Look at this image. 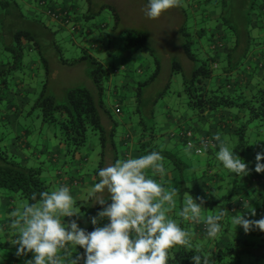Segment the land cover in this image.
I'll list each match as a JSON object with an SVG mask.
<instances>
[{
	"label": "trees",
	"instance_id": "1",
	"mask_svg": "<svg viewBox=\"0 0 264 264\" xmlns=\"http://www.w3.org/2000/svg\"><path fill=\"white\" fill-rule=\"evenodd\" d=\"M34 1L38 4L39 8L45 10L46 14H49L54 20L59 21L62 26H68L73 19V17H70V12L65 10V12H60L55 4L52 3V0ZM208 1L212 2V4L217 2V0ZM250 1L251 5L244 14L247 26L242 34L234 29L230 24L228 17H224L226 25L221 26L219 24V32L228 29L235 40L233 46H228L223 43L218 44V46L215 45L217 47L216 49L223 50L222 56L210 54L202 57L199 52H197L198 46L195 44L194 40L195 32L185 31L183 37V49L187 57L194 64L192 73L190 74L188 70H185L186 68L184 65L177 60L173 62L172 70L173 73H181L184 79L183 88L179 91L181 94V100H179L181 105L180 107H176L179 108V112L183 113V111H185L186 108L184 109L183 105L192 109L198 115H204L209 112L212 113L223 109H235L237 112L240 110L245 111V117L242 118L241 123L236 129L238 139L234 145L233 151L237 152V154L249 164V168H255L256 153L264 148V79L256 84L255 90H252L251 93H247L242 86H237V84L234 83L232 74L234 71L238 72L245 63L249 53H252L254 48L263 43L261 40L255 38L254 30L258 26L264 27V0ZM111 7L114 9L116 15V25L111 31L118 33L120 30L121 17L116 8L112 5ZM206 11H208V8L204 9L203 14ZM3 12H5V14ZM25 12L27 11L21 8L19 0H0L1 26L5 23L8 24V19H11L10 25L8 24L7 28H3L5 30L0 28V57L7 65V68L0 71V86L7 85V89L10 84V82L8 83L9 78H14L15 74L18 72L28 71L30 67L29 63L31 61V59H28L30 58L32 50L37 49L38 51H41L33 32L24 29L25 27H23L24 25L21 20L29 18V16H27L29 14ZM56 14L59 16L55 17ZM74 19L76 20V18ZM11 21H14L15 23L11 25ZM42 22L45 29L52 33L61 30L63 31L64 29L63 27L55 29L46 24V21ZM84 25L80 24L73 29L76 34L81 33L80 35L83 36L82 39L84 40V43L86 42V45L78 46L76 44L80 48L82 56L75 58V60L70 61V63L78 64L84 61V59L92 61L93 65L90 68V76L94 82L96 93L86 86H77L68 89L65 100L63 102H58L56 96L48 90L47 83L44 82L45 85L33 102L30 110L31 112H34L35 110L38 111V115L41 117L43 123L56 124L59 126L62 133V142L66 146L67 152L71 154L80 152L87 143L89 131H95L99 135V144L102 148V160L99 165L100 169L101 167H104L106 154H111L110 156L112 160L121 158L120 132L119 130L117 131L116 125L111 129H107L104 126L101 117L102 106L105 105L104 102L107 100V84L111 74H114L116 69L110 72V69L93 55L94 50H101L102 43L105 42L103 41V34H105L104 31H97L93 27ZM86 28L89 29V31H85L84 29ZM198 35L200 37L208 36L214 38L207 27L201 28ZM72 37L76 38L75 35ZM108 37H110V34H108ZM147 39V33L144 31L132 28L125 29L124 41L122 43L123 48L131 52L148 50L154 54ZM107 44L110 52L115 53L116 50L112 44V36L107 39ZM154 58L157 63V74L160 70L161 62L155 55ZM38 59V63H40V60L45 58L41 55ZM62 61L66 63L68 62L65 58H63ZM260 64L261 65H258L257 67H259L260 71H264V60ZM124 65L125 64H123L122 67L125 68ZM218 65L221 66V69H225L226 74L224 81H219L217 79V71L220 70ZM119 72L120 71L115 73ZM143 81L144 80H137L136 84H148L146 80ZM7 89L2 90V88H0V105L6 99ZM139 89H141V87H138L137 91H139ZM183 94L185 95L183 96ZM141 96L142 93H140V91L138 94L135 93L136 104L130 110L133 114L142 112L140 107ZM151 115L153 120L147 123V120L143 117V114H141L139 122L141 127L139 130L137 149L140 152V155H143L146 151L150 150H158L162 153L164 158L163 162L167 169V175H169V178L171 179V181L166 179V181H169L167 186L181 190L178 193V199H176V207L173 209L174 211L177 210L180 212L184 191L190 193L193 191L192 188L189 189L187 187L188 181H186L185 178V173L189 171L191 164L184 158L179 149L167 145L163 138L164 134L159 129V123L157 120L158 116L154 109L151 111ZM189 131L192 133L190 136L188 135ZM195 132L196 129L193 126H190L185 130H182V132L179 133V136L183 139L185 144L188 139H194ZM250 137L256 138L253 140L255 145H252ZM206 150L207 149L204 151ZM216 165L218 166V169L219 167H222V164L220 163ZM150 174L151 173L149 172V175ZM251 174L253 175L251 177V182L253 184L264 186V173H257L253 170ZM178 175L181 177L179 183L180 187L176 185V177H178ZM224 176L225 178H230V172H226ZM241 177L242 176L237 175L234 176V178L232 177L235 184L232 188H227L228 191H222V199H227V201L221 207L228 211V215L222 223L237 212L241 213L244 209L245 201H247L248 204L250 203L249 197L247 195L244 196L243 194H239V191L237 190L236 182L239 181L238 179ZM156 178L159 179V177ZM215 188L223 189V186L220 184ZM225 188L226 187H224V189ZM1 189H8L17 193L26 201L31 202L29 197L33 191H51V183L43 177L41 168L24 165L16 160L14 156L9 153L8 149L4 147L3 138L0 135V190ZM212 193H217V191ZM205 201V204L207 205L212 203L209 196L205 197ZM84 203H89H81L82 208L89 215H96L102 207L99 204H90L89 201ZM257 207L262 209V217H264V196ZM175 219H178L177 223L179 222L182 227L190 225L188 222L182 221V218L179 215H175ZM105 222L107 221L105 220ZM227 223L228 230L229 222ZM192 227L194 229L200 228V231L205 233L204 225L202 223L199 225H192ZM238 230L240 232L239 236H232V242L227 246L224 248L217 247L215 253H213L212 250L204 248L205 253L212 258L221 261L229 257L230 259L238 260V263H240L242 262V256H249L255 261V263L256 260L260 262L264 260V231L255 229L245 233L242 227H238ZM2 246L3 244L0 241V248ZM82 251L83 249L80 248L78 253ZM193 254V252H187V250L181 246H176L169 250V264H192L190 257Z\"/></svg>",
	"mask_w": 264,
	"mask_h": 264
},
{
	"label": "crops",
	"instance_id": "2",
	"mask_svg": "<svg viewBox=\"0 0 264 264\" xmlns=\"http://www.w3.org/2000/svg\"><path fill=\"white\" fill-rule=\"evenodd\" d=\"M186 1L188 5L190 3L193 13H197L201 9L204 11L205 5L202 4V0ZM19 2L23 4L24 10L27 11L29 17L33 19L39 18L40 14L44 15V17L47 16L49 19L46 24L55 29L63 27V31L73 30L76 26L81 24L79 19L76 18L77 21L74 19V15H76L74 12L76 11L77 13L81 12L84 14L83 10L86 6L83 0H52V3L55 4L60 12L68 11L74 16L70 24L65 27L62 26L59 21L54 20L51 16L46 14L45 10L39 8L34 0H19ZM206 8H208V5ZM216 9L217 8H213L212 5V7L202 15V22L199 24L200 26H198L201 28L207 27L214 38L208 36L196 37L197 34L194 36L196 37L195 44L198 46L197 52H199L202 57L210 54L222 56L223 50L219 49V51L216 49L217 47L215 45L218 46V44L223 43L228 46H233L235 44L233 35H231L228 29L224 30V33L219 32V24H217L216 20L219 18V13H217ZM185 11L186 9L184 8V12ZM184 15L187 14L184 13L183 17ZM212 21L213 23H211ZM254 34L255 38L261 40L263 43L254 48L252 53H249L245 63L238 72L234 71L232 73L234 83H236L237 86H242L247 93H251L252 90H255L256 84L264 79V71H260L259 67H257L261 65L260 63L264 60V27H256ZM181 42L183 46V40ZM84 44L86 45V42L83 43V45ZM118 54L125 59L123 63L125 64L123 70L124 74L120 72L122 76L118 79H115V75H120V73H116L110 77L107 84V100L104 102L105 105L102 106L101 117L107 129H111L116 125L117 131L119 130L120 132L121 158H127L129 156L137 157L140 156V152L137 149L139 132L134 128L133 124L138 118V114H133L130 110L136 104V98L135 96L133 97V94L135 95L134 89L138 80L136 78L138 71L135 72L133 66L135 64L138 67V61L140 59L136 57L133 52L125 50L123 44L119 47ZM80 56H82V53L75 58H79ZM139 56L141 55L139 54ZM30 59L28 71L15 74V77L11 81V88H9V92L6 94V99L0 105V135L3 138V145L8 149L9 153L22 164L41 168L43 177L51 183V190L62 184H67L72 189V193L77 201V207H79L81 203L88 202L87 191L98 180L96 172L97 167L88 165L90 158L83 149V151L75 154L67 152L66 146L61 139V134L59 132L61 130L59 126L56 124L43 123L41 117L38 115V111L31 112L30 109L32 104L40 93L44 80L42 79V81H40L36 73L40 68L38 57L33 56ZM59 63H61V66L66 71L71 72L74 68L81 66L83 62L71 64L68 60L67 63L64 61H60ZM192 64L191 62L190 68ZM85 67H87V65ZM186 67H189V65ZM218 67H220V70L217 71V79L219 81H224L226 74L225 69H221L219 65ZM5 68H7V65L0 57V71ZM89 78L92 81L90 89L96 93L95 85L90 74ZM70 88V86L68 87V85H65L60 93V98L65 100L66 93ZM127 94L129 96L131 95L129 99L130 103H127ZM179 100H176L174 104L164 103L161 105V110L159 114H157L159 129L164 134L163 138L167 145L179 149L183 156L186 155L184 158L191 164L189 168V171L192 172L191 184H193V191L191 194L194 197L203 196L205 198L209 196L212 203L209 205L205 204V214L214 213L227 201V199H222L221 194L228 191L227 188L224 189L226 183L230 184L229 187L232 188L235 184L232 179L236 174L230 173V178H225V169L223 166L221 165L222 167L218 169L216 164L220 162L215 158V151H217L218 148H209L197 157L190 153H194L195 144L201 141V139L211 138L214 135H219L221 140L229 147L232 145L234 146L238 139L236 129L241 123L242 118L245 117V111L240 110L237 112L235 109H223L212 113L209 112L204 115H198L192 109L183 105V108L186 109L185 111L182 110L183 113H181L178 111L179 108H176L181 105ZM118 102L122 105L120 112L114 109V104ZM127 105L129 108H127ZM190 126H193L196 132L194 134V139H188L186 141L187 143H185L188 146L189 142L193 141V147H188V150L184 145L183 139L179 136V133ZM110 161H112V158H110ZM250 169L253 171L255 168L251 167ZM252 171L248 175L238 179L239 181L236 182V187L239 194L249 197V207H254L256 210L255 216L251 214V209L244 208L241 213L245 215V218L258 220L263 216L262 209L258 208L257 205L262 201L264 196V186L251 182V177L253 176L251 174ZM163 179L166 186L167 183L171 181L169 175H166ZM166 179H169V181H166ZM220 184H222L223 189H216L215 187ZM215 191H217V193H212ZM25 201L26 200L20 197V195L8 189L0 190V227L6 225L8 212L12 208L23 204ZM81 212L84 213L82 217H66L65 220L78 219L81 227L89 231L93 230L94 226L90 222V217L93 215L87 214L82 206ZM177 214H179L177 210L174 211L172 209L170 212V215L174 219ZM230 218L231 217L227 218L223 223V231L220 237L215 240L207 239L206 234L200 231V228L194 229L192 225H187V227L193 232L194 243H199L203 245L204 248L212 250V252L215 253L217 247L224 248L232 242V236L237 235L238 237L240 234L238 228L236 229V227L231 224ZM176 221H178V219H176ZM227 222H229L228 230ZM101 223L103 224L106 222L102 221ZM9 238L11 237L7 232L0 238L3 244L0 248V264H26V261L31 258L32 254L28 253L25 256L17 257L15 254L16 248L11 244V241L8 240ZM76 254L77 253H74V255ZM247 258L249 260H247ZM247 258L240 263H238V260L230 259L229 257L222 261L213 258V264H260V261L256 260L255 263L249 256H247ZM261 262L264 264V260Z\"/></svg>",
	"mask_w": 264,
	"mask_h": 264
},
{
	"label": "clouds",
	"instance_id": "3",
	"mask_svg": "<svg viewBox=\"0 0 264 264\" xmlns=\"http://www.w3.org/2000/svg\"><path fill=\"white\" fill-rule=\"evenodd\" d=\"M180 4L181 0H146L143 11L147 19L155 20ZM201 145L218 148L215 158L230 173L245 176L252 171L219 135L201 139ZM163 159L160 151L150 150L101 167L98 180L87 191L90 204L102 206L90 217L94 226L91 231L81 227L78 219L65 220L82 217L81 206L89 203L77 207L72 189L62 184L51 191H33L31 202L12 208L6 225L0 227V238L5 232L9 234L17 257L31 253L26 264H169V250L176 246L194 253L190 257L192 264H213L203 245L194 243L191 229L182 227L170 215L181 190L165 185L167 169ZM254 170L264 173V148L256 153ZM187 187L190 189L192 185L187 183ZM205 203L203 196L184 192L179 216L190 225L202 223L206 238L215 240L223 231L222 222L228 211L221 207L217 212L205 214ZM244 208L256 215L247 201ZM230 222L236 229L242 227L245 233L264 231V217L248 219L237 212ZM80 248L83 251L78 253Z\"/></svg>",
	"mask_w": 264,
	"mask_h": 264
},
{
	"label": "rangeland",
	"instance_id": "4",
	"mask_svg": "<svg viewBox=\"0 0 264 264\" xmlns=\"http://www.w3.org/2000/svg\"><path fill=\"white\" fill-rule=\"evenodd\" d=\"M83 2L84 5L86 4L83 10L84 14H82L81 12L77 13L75 11L74 14L76 13V15L74 16L75 18L80 20L81 24L93 27L97 31H104L105 34H103V41L105 42L102 43L101 50H94L93 55L105 66H107L110 69V72L116 69L117 71H120L122 74H124V67H122V65L125 62V59L118 54L119 47L124 41V30L132 28L147 33L148 44L152 48L154 54H152L148 50L133 52V54L140 59H138V67L135 64L133 66V70L135 72L138 71L136 78L138 80H146V82H148V84L142 85L135 84V93L138 94L139 91L140 93H142V96L140 98V107L143 113L137 112L139 117L133 124L134 128L139 132L141 127L139 123L141 114H143V117L147 120V123H149L153 120V117L151 115V111L153 109L155 112H157V114H159L161 105H163L164 103L174 104L176 100L180 99L181 94L179 93V91L183 88L184 79L181 73H173V62L177 60L181 62L184 67L189 65V67H186L185 70H188L190 74L192 73L194 64H192L190 68L191 61L187 57L181 41L183 40L185 31L195 32V34H197L196 37L199 36L198 34L201 27L198 26H200L199 24L202 22L203 10L201 9L197 13H193L190 3L188 5L186 0H181V4L179 7L169 9L164 12L158 19L152 20L147 19L144 15L143 9L146 0H83ZM19 3L21 8L24 9L23 4L21 2ZM250 3V0H217L215 4H212V2L208 0H202V4L205 5L204 9L207 5L208 9H210L212 5L213 8H217L216 10L217 13H219L220 17L219 19H216L217 24H220L221 26L226 25L224 17H228L230 24L237 32H240L241 34L242 32H244L243 30L247 26L244 14L249 9L251 5ZM111 5L116 8L121 17L120 30L118 33H115V31H111L116 25V15ZM184 8L186 9L185 12ZM3 13L5 14V12ZM184 13H186L187 15H184L183 17ZM74 16L71 15L70 17L72 18ZM39 18H35V20L29 17L27 19L21 20L22 24L24 25L23 27H25L24 29L30 30L35 35L36 41L40 46L39 49L41 50H32L30 58H32L33 56L41 57V55L45 58L43 60H40V68L36 73L39 76L40 81H42L43 79L44 82L47 83L48 90H50L52 94L56 95L57 101L63 102L64 100L60 98V93L62 92V89L65 85H68V87L70 86L71 88L77 86H86L91 88L90 85L92 81L89 78V74L90 68L93 64L91 60L84 59L81 66L74 68V70H72L71 72L66 71L59 62L62 61L63 58L69 61H74L75 57L82 53L78 46H83V36L80 35L81 33L76 34L74 30L68 29L67 30L70 32L59 31L56 33H52L51 31L45 29V27L42 25V21L47 22L49 18L47 16L44 17V15L42 14L39 15ZM10 20L11 19H8L7 21L9 25ZM14 23V21H11V25H13ZM211 23H213V21ZM8 24L5 23L1 26L0 22V28H7ZM84 30L89 31V29L87 28ZM108 34H110V37H108ZM73 35H75L76 38H73ZM111 36L112 44L114 46V49L116 50L115 53L110 52L107 46V39L111 38ZM196 37H194L195 41ZM138 52L141 56H139ZM154 55L158 57L161 62L160 70L157 74V63L155 61ZM30 58L28 60H30ZM85 64L87 65V67H85ZM121 73L120 75H115L116 73L114 72V74H111V76L115 75V79H118L122 76ZM155 74L158 76H156ZM12 79H8V83L10 82L8 89L7 85L0 86L2 90L7 89L6 94L9 92V88H11L10 86L12 83ZM45 83L42 84L41 90L43 89ZM138 87H141L139 91H137ZM184 95L185 94H183V96ZM130 96L127 94V103H130ZM134 96L135 95L133 94V97ZM127 108H129L128 105ZM59 132L62 135L61 131ZM250 139L252 140V145H255V142L253 140H255L256 138L250 137ZM184 145L189 150L188 146L186 144ZM230 148L233 150L234 146L232 145ZM101 149L102 148L99 144V135L95 131L93 132L92 130H90L87 143L83 147V150L86 154H88V157L90 158L88 165L97 167L96 172H98L100 161L102 160ZM193 151L195 154L190 152L189 153L197 157L198 154L195 152V150ZM203 153L204 152L200 153L199 155ZM184 157H186V155H184ZM110 158L111 156L109 154L105 155V166L108 163L115 161L114 159L110 161ZM226 172L228 173L227 169H225V174ZM191 175V171L185 173V178L186 181H188L189 185H193L191 184ZM180 181L181 177L180 175H178V177H176V185H178L179 187ZM229 186L230 184L226 183L224 187L229 189ZM176 199H178V197ZM245 258H247V256H242V260H244ZM247 260L249 259L247 258ZM260 264L263 263L260 262Z\"/></svg>",
	"mask_w": 264,
	"mask_h": 264
},
{
	"label": "built area",
	"instance_id": "5",
	"mask_svg": "<svg viewBox=\"0 0 264 264\" xmlns=\"http://www.w3.org/2000/svg\"><path fill=\"white\" fill-rule=\"evenodd\" d=\"M58 16H59V15L56 14L55 17H58ZM115 72H118V71L115 70ZM114 109H115L117 112H120L121 109H122V105H121V103H120V102L115 103V104H114ZM188 135H189V136L192 135L191 131L188 132ZM203 139H204V138H203ZM207 139H209V138H205L204 140H207ZM189 144L192 145V144H193V141L189 142ZM197 148H199V151H197ZM205 149H209V148H205V147H203V146L201 145V141H199L197 144H195V148H194V150H195V152H196L197 154L202 153Z\"/></svg>",
	"mask_w": 264,
	"mask_h": 264
}]
</instances>
